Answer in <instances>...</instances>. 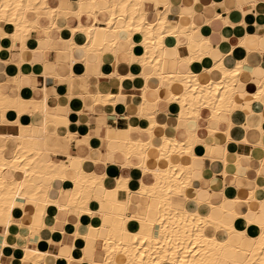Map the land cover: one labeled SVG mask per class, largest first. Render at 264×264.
I'll return each mask as SVG.
<instances>
[{"label":"crops","instance_id":"crops-1","mask_svg":"<svg viewBox=\"0 0 264 264\" xmlns=\"http://www.w3.org/2000/svg\"><path fill=\"white\" fill-rule=\"evenodd\" d=\"M79 1L48 0V5L56 9L77 11L81 7ZM167 1L171 2L167 10L168 21L187 27L194 24V38H207L213 47L202 60L188 61L190 63L185 61L186 59L182 62L170 60L167 69L169 67V70L181 73L191 71L199 74L203 81H210L220 77L214 64L222 62L227 67L234 68L244 61V70L241 73L243 81L236 83L238 92L230 107L231 112H222L214 118L203 108L196 121L195 118L186 123L180 121V107L168 101L171 94L169 90L154 91L160 85L158 77L151 76L145 80L142 76L150 68L148 65L146 69H142L137 59L144 54L143 49L145 50L142 45L143 35L140 32L130 36L128 32L121 31L116 54L111 51L102 53L87 50L84 34L78 31L73 35L68 28L93 24L94 19L89 11H83L79 16L58 15L52 24L50 19L44 17L46 9L43 8L28 15L30 19L40 15L38 18L41 26L27 37L26 48L22 49V43L13 41L10 37L0 38V83L5 85L8 95L43 100L51 109L59 108V116L55 119L56 122L46 123L44 114L39 111L19 112L16 109H8L5 116L11 124L0 122V132L17 135L19 126L14 122L19 120L22 125L29 127L32 136L41 140L43 148L46 144L48 148L56 151V154L49 153L51 161L64 160L70 164L71 169L67 172L69 179L75 177V170L81 166L82 157L86 159L85 166L88 171L105 176L106 186L113 184L115 179L126 177L130 178V188L137 190L140 181L149 183L154 180V175L151 172L142 173L133 164L139 159L134 155L127 157L117 140L127 139L130 128H133L130 135L132 138H149L150 135L145 130L149 126L148 119L139 113L138 108L143 90L147 87L146 94L150 101L161 99L156 106L151 105L149 109L158 110V122L153 128L156 144L160 143L163 135L183 141L189 140L192 135L186 130L195 131L191 138L194 141L192 153L196 159L193 161L192 185L186 189L187 196L216 202L221 201L223 196L238 197L243 201L248 198L250 207L259 210L260 202L264 200V103L245 92L257 87L260 79L264 78V0H165ZM164 4L157 5L156 0L143 1V8L148 12L147 19L150 22H157L159 12L166 11ZM183 6L190 10L185 8L190 14H185L184 11L180 15ZM191 9L195 11L193 15ZM103 23L104 21L99 25ZM1 24L7 33L13 32L14 28L9 22L2 21ZM130 40L134 42V57L128 52ZM165 40L167 54L172 59L177 58L178 54H182L184 58L190 55L188 47L177 51L178 45L185 46L189 43L184 34H169L165 36ZM261 45L263 52L257 50ZM262 87L264 89V84ZM180 91V88L174 87V92ZM97 93H111L114 97L111 102L102 104L95 100ZM2 119L0 110V121ZM216 126L219 129L211 133L210 128ZM138 127H141V130L137 129ZM105 135L109 138L108 146L103 140ZM87 142L88 144H85ZM0 143L1 146V139ZM18 143L15 139L6 141L4 153L8 159L15 156ZM221 148L226 150L222 156ZM65 150L73 155L71 160L64 154ZM210 151L216 159L210 157ZM184 155L183 159L178 153H173L171 160L191 163L193 156L190 153L191 156L187 153ZM149 156V165L152 167H164L168 163L167 156L161 155L156 148L150 149ZM128 161L132 162V165L129 166ZM6 176L17 177L10 169L6 171ZM44 181L51 183L52 180ZM100 192L101 189L98 190L99 194L93 195L90 200L94 210L102 207L99 203ZM59 199L64 201L65 195L60 193ZM175 201L182 206L185 198L175 197ZM194 204L191 199L189 205L193 207ZM34 208L32 203L24 202L23 208L18 206L14 209L13 220L8 228L4 229V226L0 225V264H34L23 262L21 259V248L25 243L47 251L43 261L36 264H63L57 254L69 255V245H73L72 255L75 258L82 257L87 245H92L91 241L88 244L80 237H72L74 224L79 222L75 210L59 221L61 214L54 205L48 208V214L44 218L46 226L40 233L32 235L28 225L33 223ZM130 208L132 211H129V214L135 210L139 211L135 201ZM230 220L232 219L228 217V221ZM235 225L238 229L245 230L249 237H255L261 232L258 223H247L244 218H238ZM62 231L66 234H62ZM93 248L88 249V258L92 254L95 259H103V240H97Z\"/></svg>","mask_w":264,"mask_h":264},{"label":"bare ground","instance_id":"bare-ground-1","mask_svg":"<svg viewBox=\"0 0 264 264\" xmlns=\"http://www.w3.org/2000/svg\"><path fill=\"white\" fill-rule=\"evenodd\" d=\"M143 1L80 0L81 7L77 11H70L50 7L48 0H0V38L10 37L13 41H20L24 49L27 47L25 44L27 37L34 29L41 26L38 18L40 15L35 19H30L29 13L45 8L44 17L54 24L58 15L79 16L83 11H89L94 19L93 24L87 27L82 25L78 28L69 27L71 34L74 35L81 31L86 38L84 44L87 50L102 53L111 51L116 54L121 31L128 32L130 36L135 32H140L143 35L142 45L145 50L143 49L144 54L138 56L137 59L142 69H146L148 65L150 68L142 76L145 80L151 76L158 77L160 85L154 91L169 90L171 94L168 101L180 107L178 112L180 121L186 123L191 118H195L196 121L203 108L207 109L214 118L222 112H231L230 107L238 92L236 83L243 81L241 73L244 70V61L239 62L234 68H229L222 62L214 64L220 77L210 81H203L199 74L191 71L181 73V71L169 70V67L167 69V63L170 60L176 62H182L185 59L187 62L195 59L202 60L213 47L208 43L207 38L202 40L194 38L196 31L194 24L190 23L192 26L187 27L168 21L167 10L170 1L156 0L157 5L165 3L164 7L167 9L165 12H159L160 17L155 23L147 19L148 12L143 8ZM185 8L186 6L180 15L184 13ZM187 11L185 14H190ZM194 12L192 10V15ZM2 21L9 22L13 26L12 33L4 30ZM102 21H104L103 25H99ZM180 33L188 38L189 43L184 44L185 46L176 45L177 51L188 47L190 55L184 58L182 54H178L177 58L172 59L167 54L165 36ZM133 47L134 42L130 40L128 52L132 57L135 56ZM257 50L263 52L262 45ZM263 84L264 78L260 79L257 87L255 86L245 94L253 95L263 104ZM176 86L181 89L178 93L174 92ZM147 89L146 87L143 90L138 108L139 113L148 119L149 126L145 130L148 131L149 138L146 140L132 138L130 135L133 128H130L129 137L125 140H117V143L127 153V157L134 155L139 159L133 164L142 173H153V181L149 183L140 181L139 188L133 190L129 185L130 178L120 177L115 179L113 184L106 186L105 176L88 171L85 166L86 159L82 157L80 159L82 164L75 170V177L69 179L67 172L71 169L70 164L64 160L51 161L49 153L56 154V151L48 148L46 144L43 148L41 140L31 135L29 127L15 120L14 123L19 126L17 135H6L0 132L2 141L0 146V225L4 226V229L8 228L13 220L14 209L18 206L23 208L24 202L32 203L35 207L33 223L28 225L29 232L34 236L46 226L44 218L51 205L59 210L61 214L59 221L75 210L79 222L74 224L72 237H80L88 244L91 241L92 245L90 247L87 245L84 250L85 254L80 258L72 255L73 245H69L71 250L69 255L57 254L63 264H264V200L261 199L263 201L260 202L259 210H253L248 204V198L243 201L238 197L223 196L221 201L216 202L211 199L201 201L196 197H188L186 189L192 185L193 161L196 159L192 153L194 141L191 138L195 131L186 130L192 135L189 140L183 141L163 135L160 143L156 144L153 128L158 122L156 117L158 110L149 109L151 105L156 106L161 99L150 101L146 94ZM113 97L111 93L107 95L97 93L95 100L103 104L111 102ZM1 108L3 119L0 122L7 123L9 122L5 116L7 109H16L19 112L39 111L44 114L46 123L54 122L60 112L59 108L48 107L43 100H29L20 96L8 95L3 83H0ZM137 129L141 130V127ZM218 129V126L210 128V132L214 133ZM8 139H15L19 142L18 146L15 145L18 149L15 148L16 153L13 159H8L4 153L6 149L4 145ZM103 140L108 146L109 138L105 135ZM81 143H83L82 140ZM151 148H156L161 155L167 156L168 163L164 167L149 165ZM108 149L110 151L109 147ZM224 149L221 148V156L226 153ZM64 152L68 155L66 156L68 160L73 158L67 150ZM173 153H178L183 159L184 153L188 155L190 153L193 160L188 164L185 161L174 162L171 160ZM209 155L213 157L211 151ZM160 158L161 156L156 158V161ZM131 163L128 161L127 164L130 166ZM8 169L17 177L6 176ZM45 179L55 180V183H45ZM98 188L101 189L99 203L102 207L94 210L90 205V200L98 193ZM60 193L65 195L64 201L59 199ZM175 197H184V204L178 205ZM191 199L195 203L193 207L189 205ZM133 201L139 207V211L135 210L129 214L128 212L132 211L130 206ZM228 217L232 220L228 221ZM238 218H244L247 223H258L261 227L259 235L249 237L245 234V230L238 229L235 225ZM62 234L65 235V231H62ZM97 240H103L104 257L100 260L95 259L92 254L88 258V249L92 250ZM25 244L22 248L19 246L23 250L21 258L23 262L36 264L43 261L47 254L46 250L40 249L39 246L33 247Z\"/></svg>","mask_w":264,"mask_h":264},{"label":"rangeland","instance_id":"rangeland-1","mask_svg":"<svg viewBox=\"0 0 264 264\" xmlns=\"http://www.w3.org/2000/svg\"><path fill=\"white\" fill-rule=\"evenodd\" d=\"M0 110H2V108H1ZM7 110H8V109H7ZM0 144H1V143H0ZM54 181H55V180H53V181H51V182L54 183Z\"/></svg>","mask_w":264,"mask_h":264}]
</instances>
